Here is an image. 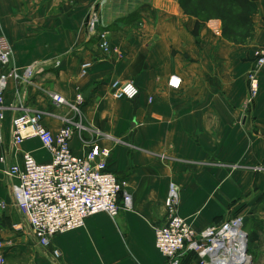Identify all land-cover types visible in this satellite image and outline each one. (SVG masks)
I'll use <instances>...</instances> for the list:
<instances>
[{
    "label": "crops",
    "instance_id": "crops-1",
    "mask_svg": "<svg viewBox=\"0 0 264 264\" xmlns=\"http://www.w3.org/2000/svg\"><path fill=\"white\" fill-rule=\"evenodd\" d=\"M96 2L0 0V34L11 45L12 63L24 68L36 61L59 62L28 86L8 84L4 105L14 110L4 112L2 138L8 141L9 120L21 105L39 112L43 125L56 133L75 118L50 95L69 103L81 95L85 130L73 136L70 149L79 157L92 143L109 149L108 170L124 181L132 210H120L114 219L91 216L83 228L37 248L24 216L12 205L0 163V202L5 204L0 218L9 227L1 235L14 236L24 264H164L154 228L165 223L163 203L173 186L178 215L196 232L243 218L251 258L246 264H264V140L252 133L264 132V66L256 68L253 59L264 43V0H252L254 39L248 46L218 38L216 22L197 26L178 0H105L98 30L107 32V55L86 31V16ZM84 62L90 66L82 74ZM251 71L258 90L247 108ZM172 76L181 80L178 90L167 86ZM130 80L139 90L136 99L110 97L111 83ZM5 153L9 163L20 164L23 153L39 163L50 160L37 139ZM259 166L263 169H249ZM22 226L26 232L15 234ZM7 239L0 246L9 247ZM181 264L200 261L188 253Z\"/></svg>",
    "mask_w": 264,
    "mask_h": 264
},
{
    "label": "built area",
    "instance_id": "built-area-1",
    "mask_svg": "<svg viewBox=\"0 0 264 264\" xmlns=\"http://www.w3.org/2000/svg\"><path fill=\"white\" fill-rule=\"evenodd\" d=\"M97 18L89 22V30H94ZM99 36V47L108 51L104 39ZM255 67L264 66V43L255 53ZM59 62L36 61L29 66L19 68L12 63V49L0 40V147H9L16 153L26 140L37 139L50 160L37 162L29 153H23L21 163H9L7 154L0 157L2 173L10 182L12 204L25 218L33 245L45 249L53 237L84 227L85 221L97 214H106L109 218L117 217L120 210H132V198L126 190L124 181L108 170L110 150L92 143L83 157L75 155L70 149V141L77 133L84 131L81 107L84 98L77 95L73 103L66 102L57 94H51L52 101L58 106H65L75 120H68L56 133L42 123L39 112L20 106L21 112L11 116L8 124V141L2 138L4 112L14 107L4 105V92L10 82L28 86L34 76L44 72L49 65ZM90 62L82 65L85 72ZM250 98L257 92L255 71L249 72ZM167 86L178 90L181 80L176 76L169 78ZM139 95L134 81L110 84L112 99L132 101ZM18 97V94H17ZM165 223L154 228V244L164 257V264H181L188 253H194L200 264H207L212 259H225L238 248L240 241L247 244V235L243 230L241 217H232L219 226L209 227L196 232L188 220L178 215L179 195L175 187L170 186L164 200ZM247 257L251 260L247 252ZM54 259L60 257L53 252Z\"/></svg>",
    "mask_w": 264,
    "mask_h": 264
},
{
    "label": "trees",
    "instance_id": "trees-1",
    "mask_svg": "<svg viewBox=\"0 0 264 264\" xmlns=\"http://www.w3.org/2000/svg\"><path fill=\"white\" fill-rule=\"evenodd\" d=\"M179 1L184 14L194 17L197 26L210 19L220 20L223 38L229 42L244 44L253 35L252 17L256 14V7L252 0ZM201 15L207 16L200 20Z\"/></svg>",
    "mask_w": 264,
    "mask_h": 264
},
{
    "label": "rangeland",
    "instance_id": "rangeland-1",
    "mask_svg": "<svg viewBox=\"0 0 264 264\" xmlns=\"http://www.w3.org/2000/svg\"><path fill=\"white\" fill-rule=\"evenodd\" d=\"M97 2V4H95L94 6H93V8L90 10V12L87 14V16H86V21H85V24H86V31H87V33H88V35H90L91 36V40H94V39H96V42H97V49L103 54V55H107L108 53H109V49H108V51H104V50H102L100 47H99V44H100V42H102V39L100 40V38H99V36L101 35V34H103V33H105V36H104V39H105V42L108 44V40H107V36H106V33L107 32H105V30H98L97 32H95L94 34L93 33H91L90 32V30H89V22H90V20H93V18L94 17H96L97 18V21L99 22V20H100V18H101V16H100V12L102 11V3L105 1V0H96ZM178 5H179V7H180V9L182 10V8H181V5H180V1L178 0ZM182 12H183V10H182ZM184 13V12H183ZM184 15H186V14H184ZM186 16H188V15H186ZM207 16V15H206ZM206 16L205 15H201V17H199L200 18V20H203V19H205L206 18ZM189 17H191V16H189ZM202 22V21H201ZM209 22H216L217 24H218V27H219V31H218V33H216L215 35H217V37L218 38H222V39H224L223 38V34H222V32H221V22H220V20H218V19H210V20H208V21H205V22H203V24L205 25V24H208ZM99 24V23H98ZM140 25V23H136V26H139ZM253 39H254V34L250 37V38H248V39H246V41H245V43L244 44H234V43H232V42H229V41H227V40H225V41H227V42H229V43H231V44H233V45H236V46H248L252 41H253ZM0 40L2 41V43L3 44H6V45H9V46H11L10 45V43H9V41L3 36V35H1L0 34ZM109 46V45H108ZM253 59H254V65H255V58H254V55H253ZM84 63H86V62H84ZM84 63H82V65L84 64ZM82 65H81V67H80V69H81V73L82 74H84L85 72H83V70H82ZM249 73L248 74H246V82H247V99L245 100L246 101V107L247 108H249L252 104H253V98H252V100L249 102L248 100H249V98H250V91H249ZM256 79H257V77H256ZM136 85V84H135ZM257 90H258V80H257ZM257 93V92H256ZM115 100H118V99H115ZM125 100V99H124ZM252 133H253V135H254V137H257V138H260V139H262V140H264V132H259V131H252ZM249 164V163H248ZM232 166V165H231ZM236 166H238V167H242V168H248L247 167V165H236ZM249 169H251V170H254L255 169V171L257 170V169H263V168H261L260 166L259 167H249ZM260 201H262V202H264V198H263V196L260 198ZM13 205V204H12ZM14 207V206H13ZM4 208H5V204L3 203V202H0V209L1 210H4ZM243 219V218H242ZM1 227H3V228H1ZM9 227H4V223L2 222V220H1V218H0V243H3L4 241H6V237H4V236H2L1 235V231L2 230H7ZM243 230H244V227H243ZM11 232H13V230H11ZM23 232H26V229L24 228V226H22V230H20V231H15L14 233L15 234H18V233H23ZM15 237H16V235H15ZM9 238V240L7 239V241H10V240H12L11 242H8L9 244H8V246L9 247H4V245H1L0 246V264H24L26 261H25V259H24V257L22 256V254L21 253H19L18 252V250H16V243H17V240L14 238V236L13 237H8ZM51 242V241H50ZM32 244V243H31ZM49 246H50V244H49ZM48 246V247H49ZM15 248V251H12V249H14ZM54 252V251H53ZM53 252H52V256H53ZM249 255V254H248ZM250 256V255H249ZM58 259V258H57ZM25 261V262H24Z\"/></svg>",
    "mask_w": 264,
    "mask_h": 264
},
{
    "label": "bare ground",
    "instance_id": "bare-ground-1",
    "mask_svg": "<svg viewBox=\"0 0 264 264\" xmlns=\"http://www.w3.org/2000/svg\"><path fill=\"white\" fill-rule=\"evenodd\" d=\"M232 255L221 260V259H212L211 262L207 264H246L248 263L249 258L245 254V241H240L238 248L233 250Z\"/></svg>",
    "mask_w": 264,
    "mask_h": 264
},
{
    "label": "water",
    "instance_id": "water-1",
    "mask_svg": "<svg viewBox=\"0 0 264 264\" xmlns=\"http://www.w3.org/2000/svg\"><path fill=\"white\" fill-rule=\"evenodd\" d=\"M94 30L97 31L98 30V24L95 23L94 24ZM85 98H86V95H85ZM245 252H247V249L245 248ZM250 264V263H249Z\"/></svg>",
    "mask_w": 264,
    "mask_h": 264
}]
</instances>
